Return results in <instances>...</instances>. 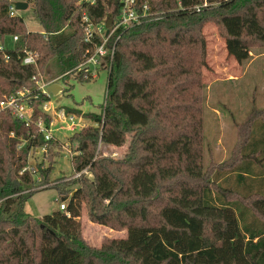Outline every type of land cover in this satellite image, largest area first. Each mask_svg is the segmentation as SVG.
Wrapping results in <instances>:
<instances>
[{
  "label": "trees",
  "instance_id": "1",
  "mask_svg": "<svg viewBox=\"0 0 264 264\" xmlns=\"http://www.w3.org/2000/svg\"><path fill=\"white\" fill-rule=\"evenodd\" d=\"M30 2L42 30H29L10 15L13 3L0 0V102L27 90L32 109L27 122L0 108V264H264V120L248 125L236 161L206 173L202 121L182 96L199 85L203 21L217 20L228 53L246 60L264 45V0H137L141 21L110 40L116 49L107 58L102 111L83 113L93 124L70 136L74 177L55 185L50 175L64 143L40 130V121L52 127L53 116L37 79L52 63L50 78L96 77L79 69L102 41H85L83 15L116 22L123 0ZM28 50L36 64L23 62ZM103 144L127 149L114 158L101 154ZM48 187L66 209L28 213L27 200ZM85 206L91 221L127 235L86 242Z\"/></svg>",
  "mask_w": 264,
  "mask_h": 264
},
{
  "label": "rangeland",
  "instance_id": "2",
  "mask_svg": "<svg viewBox=\"0 0 264 264\" xmlns=\"http://www.w3.org/2000/svg\"><path fill=\"white\" fill-rule=\"evenodd\" d=\"M28 2L24 10H16L17 15L24 18L29 30H42V26L35 17L30 0H10ZM217 2L218 0H214ZM203 35L205 37V51L197 63H202L199 69V85L190 83L184 95L185 103L194 108V115L201 118L203 136V164L204 171L209 173L215 168L225 165L239 158L238 150L241 147L248 125L252 120H264V45L258 44L251 48L250 57L243 61L236 60L226 48L224 28L217 20L203 21ZM91 69H93L91 67ZM53 72L57 73L55 64L52 63L47 73L41 72L39 81L42 83H58L63 90L58 94L50 93L48 106L53 116V135L64 143L59 148V155L55 158L54 167L50 175L51 184H62L74 177L72 155L76 149V142L70 143V136L85 124L93 121L83 113L101 112L105 102L109 68L100 67L94 71L97 75L90 81L79 82L71 77L69 83L63 81L61 76L50 78ZM49 77V78H48ZM194 81V75L191 77ZM192 81V82H193ZM64 108H75L82 111L75 114V125L70 129L66 124L71 121L67 116H62L63 121H58L56 112ZM73 113V112H71ZM55 117V118H54ZM130 140V137L128 138ZM128 144V143H127ZM124 146L105 145L100 149L101 154L120 158L127 149ZM31 159L34 166L40 162L41 156ZM47 165L48 162L45 161ZM73 187L76 185H72ZM62 199L55 187L40 189L27 200V212L42 217L60 209ZM83 237L89 244L100 246L104 240L122 238L127 235V228H111L93 222L88 216L86 206L80 217Z\"/></svg>",
  "mask_w": 264,
  "mask_h": 264
},
{
  "label": "built area",
  "instance_id": "3",
  "mask_svg": "<svg viewBox=\"0 0 264 264\" xmlns=\"http://www.w3.org/2000/svg\"><path fill=\"white\" fill-rule=\"evenodd\" d=\"M81 1H87V2H91L94 3L95 0H81ZM137 0H123V6L121 8V14L119 19L115 22L113 20V24L109 29V32L107 27H106V20H104L101 23H94L92 20H90V18L87 15H83L82 18V22L84 25V29H85V41L87 42H93L94 37L96 35H99L102 38V41L100 44L96 45L94 47L93 51H90L86 60L80 65L79 69H84L85 71H92L93 73H95L94 71H96L98 68L100 67H105L106 68V64H107V58H112V56L114 55L115 49H116V42L115 43H111V37L114 36V34L120 30L121 28H126L128 26H131L135 23H138L141 21V16H143V14H140L137 11ZM147 6L144 5L143 9L146 10ZM10 15L14 16L16 15V8L15 6L12 4L10 6ZM17 39V36L15 37V40ZM0 49H3V45L0 44ZM23 62L25 64H36L37 63V54L32 52V51H26V55L24 57ZM91 67L93 69H91ZM34 78H37L36 76ZM39 88L46 94L50 95L51 92H48L47 87L54 83V81L52 83H42L41 81H39V79H37ZM26 92H28L27 90L25 91H19L18 94L16 95H11L10 97H8L7 99L3 100L0 102V108L1 109H9L11 110L19 119L21 120H25V121H29L30 117H31V112L32 109L29 107L28 102L25 98V94ZM48 102H46L43 105V109L47 112L50 113V108L48 106ZM56 118L58 121L61 122H65L67 123V121H71L70 123L66 124L68 128H72L74 129V127H76L77 125H75V114H69L68 115V120L66 119L65 121H63V119L61 118L62 116H67L65 109H63V111L61 112H56L55 113ZM62 115V116H61ZM55 118V117H54ZM53 122L51 123V126H53ZM74 124V127H70V124ZM39 127L40 130L43 131L45 133V137L46 139H50L52 137V127L48 128L46 127V125L40 121L39 122ZM80 175V173L76 174V176ZM66 202H61L60 204V208L61 209H66Z\"/></svg>",
  "mask_w": 264,
  "mask_h": 264
},
{
  "label": "water",
  "instance_id": "4",
  "mask_svg": "<svg viewBox=\"0 0 264 264\" xmlns=\"http://www.w3.org/2000/svg\"><path fill=\"white\" fill-rule=\"evenodd\" d=\"M13 5L15 6V8L17 10H24L29 6L28 2H24V1H17V2H13ZM113 24V18L109 17L106 20V27L108 29L107 32H109L110 27ZM48 92L54 93V94H58L59 91L63 90V86H61L58 83H52L47 87Z\"/></svg>",
  "mask_w": 264,
  "mask_h": 264
}]
</instances>
